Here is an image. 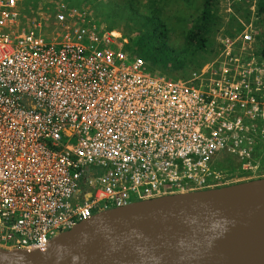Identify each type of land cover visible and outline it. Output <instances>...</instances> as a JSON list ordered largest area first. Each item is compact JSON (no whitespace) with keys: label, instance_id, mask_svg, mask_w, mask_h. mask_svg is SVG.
<instances>
[{"label":"built area","instance_id":"obj_1","mask_svg":"<svg viewBox=\"0 0 264 264\" xmlns=\"http://www.w3.org/2000/svg\"><path fill=\"white\" fill-rule=\"evenodd\" d=\"M24 2L0 0L1 248L43 250L100 211L236 182L228 156L258 170V0H227L216 55L185 78L150 72L86 9L59 5L43 29Z\"/></svg>","mask_w":264,"mask_h":264},{"label":"water","instance_id":"obj_2","mask_svg":"<svg viewBox=\"0 0 264 264\" xmlns=\"http://www.w3.org/2000/svg\"><path fill=\"white\" fill-rule=\"evenodd\" d=\"M0 264H264V177L100 211Z\"/></svg>","mask_w":264,"mask_h":264},{"label":"trees","instance_id":"obj_3","mask_svg":"<svg viewBox=\"0 0 264 264\" xmlns=\"http://www.w3.org/2000/svg\"><path fill=\"white\" fill-rule=\"evenodd\" d=\"M162 0L131 4L128 18L132 21L123 35L128 42L126 50L131 55L141 57L147 69L152 73L165 74L170 77H188L214 58L217 53L214 36L222 26V17L217 12V0H203L200 15L184 33L181 48H174L168 42L169 29L161 18ZM258 17L261 36V53L264 57V0H258ZM114 26L109 24L108 29Z\"/></svg>","mask_w":264,"mask_h":264},{"label":"rangeland","instance_id":"obj_4","mask_svg":"<svg viewBox=\"0 0 264 264\" xmlns=\"http://www.w3.org/2000/svg\"><path fill=\"white\" fill-rule=\"evenodd\" d=\"M145 1L147 0H25L23 17L26 21L31 19L37 20L41 17V21L44 23L43 29H45L49 27L54 16L58 13L59 5L78 7L86 9L88 14L105 29H108L109 24H112L114 26L113 29H117L123 34L126 32L125 28L132 23L128 18L131 12V4H138L140 12L144 13L145 8H141L139 2ZM202 2L203 0H162L158 2L162 9L160 16L169 29L168 42L170 46L174 48H181L183 46L184 33L200 15ZM227 5V0H217V12L223 21L229 19ZM234 7L238 11L242 10V6L237 5V3H235ZM228 22L229 25H233L231 21ZM217 33L214 36L216 49H218L216 41ZM226 158L222 163H219V167L220 169L230 170L229 173L237 175L238 179L236 182L264 177V151L257 156L259 168L254 173L240 171L239 162L236 158L232 156ZM216 166L218 167V163Z\"/></svg>","mask_w":264,"mask_h":264}]
</instances>
